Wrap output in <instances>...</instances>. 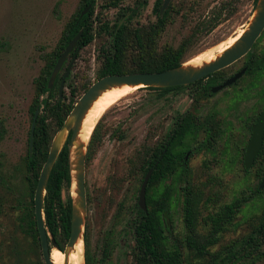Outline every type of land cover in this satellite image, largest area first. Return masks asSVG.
I'll return each mask as SVG.
<instances>
[{
  "label": "rangeland",
  "instance_id": "374dc122",
  "mask_svg": "<svg viewBox=\"0 0 264 264\" xmlns=\"http://www.w3.org/2000/svg\"><path fill=\"white\" fill-rule=\"evenodd\" d=\"M80 1L0 0V120L4 128L0 139V264H44L40 244H34L23 232L19 219L29 203L24 165L31 125L29 109L35 91L34 79L45 65L47 53L56 47L65 24L78 10ZM106 1L99 0L96 5L93 14L95 23L100 20L109 25L118 20L127 22L130 13L124 17L122 14L128 7L134 6L136 13L127 22L130 26L156 20L153 11L155 0H120L116 7L104 6ZM192 1L170 0L166 8L185 3L188 10V2ZM220 1L201 0V6L208 10ZM254 12L252 0H239L233 14L191 47L186 61L247 28ZM195 20L196 15L191 14L185 24L181 14L173 13V21L160 36L158 45L176 46ZM109 42L110 35L102 34L78 50L65 80V95H69V86L74 85L77 100L84 92L82 84L90 86L98 79L100 48ZM254 46L255 52L264 46V30ZM245 58L223 68V72L231 73ZM70 59L69 56L57 77L65 72ZM250 77L246 75L233 87L212 93L195 92V88L187 87L169 91L161 97L154 90L140 87L102 114V145L85 164V223L88 226L91 264H135L131 251L134 240L127 218L138 202L142 172L134 168L138 163L134 156L142 144L158 142L177 114L187 110L203 117L214 116L218 121L217 131L209 136L206 127H203L196 137L185 139L187 175L181 172L174 174L167 178L166 184L175 185L176 177L178 185L181 178L189 177L194 186L204 190L206 197H213L214 200L207 199L206 207L201 209L202 215L236 198L250 196L242 211L237 213L234 227L221 233L212 250L219 249L230 240H239L252 230L257 216L264 210V188H259V193L255 190L264 172L260 175V165L255 162L244 168L243 154L250 137V123L253 124L263 110L264 77L252 90L243 89ZM240 89H243L240 99L234 98L235 92ZM165 182L153 183L150 191L163 188ZM73 188H70V194H74ZM67 192L68 189L63 191L64 198ZM172 217L175 231L181 232L180 206L172 210ZM207 227L206 224L202 226L204 231ZM243 248V252L251 250L245 245ZM261 249L262 253L254 260L252 256L242 258L238 254L240 258L234 264H264V245Z\"/></svg>",
  "mask_w": 264,
  "mask_h": 264
},
{
  "label": "trees",
  "instance_id": "16d2710c",
  "mask_svg": "<svg viewBox=\"0 0 264 264\" xmlns=\"http://www.w3.org/2000/svg\"><path fill=\"white\" fill-rule=\"evenodd\" d=\"M120 0H107L106 7H116ZM99 0H81L78 10L65 24L56 47L48 52L45 65L40 74L34 79V96L30 105L31 121L34 112L38 109L33 143L30 149L29 137L27 150L24 156L26 180L29 188V203L26 204L23 214L19 216L23 232L28 235L34 244H40L34 215L33 195L38 176L45 162L52 139L56 131L69 114L76 102V86L70 85L69 95H59L58 86L61 76L56 77L53 88H49L48 80L57 58L65 49L66 45L82 30L78 47L89 45L96 37L102 34L110 35L107 46L101 45V66L98 70V78L110 74H128L135 72H157L181 65L188 58L192 46L207 33L212 32L219 24L227 19L237 9L239 0H221L208 10L201 6V0L188 2L178 6H169L162 14L160 8L163 0H155L153 11L156 14L155 22L130 26L127 22L136 13V8L128 7L123 12L127 13V22H117L109 25L106 21L95 23L94 9ZM257 0H252L256 5ZM90 5L89 10L80 16L82 10ZM174 11V12H173ZM173 13L181 14L182 21L186 24L190 16L196 15L194 24L189 32L176 45H158V40L167 26L173 21ZM250 53L246 55L248 58ZM247 74H252L256 81L264 72V61L249 65ZM226 74L223 69L209 74L189 85L171 87H141V89L154 90L158 96H164L169 91L193 87L195 92H210V88L220 82ZM252 80V85H256ZM68 77L65 79L67 80ZM205 81V82H204ZM250 84V83H249ZM89 84H82L81 90L85 91ZM249 88V85H247ZM264 99V87H263ZM264 109V105L262 106ZM100 118L90 136L86 146L85 164L97 153L103 142V134L100 129ZM206 127L208 135L217 131L218 121L214 116H202L192 111L179 113L169 125L163 137L153 145L142 144L137 150L135 159L138 163L134 168L141 170L142 177L149 168H152L151 176L146 186V208H141L138 203L132 208L131 215L127 218V225L134 239L132 254L135 264H234L241 256L252 260L262 253L264 245V210L257 216L252 230L241 239H233L217 250L212 247L219 242L222 232L234 227L237 213L242 211L250 196H242L218 206L217 209L208 210L202 215L201 209L206 207L208 200L213 197L205 196L202 188L194 186L189 177L181 178L177 185L166 184L167 178L181 173L186 174L184 162V141L187 137H196L199 131ZM214 132H213V130ZM4 128L0 120V139ZM212 131V132H211ZM30 133V129H29ZM69 134L64 146L59 152L46 184L44 196V217L48 231L51 233L60 249H64L70 235L72 198L70 194L71 176L69 169ZM259 163L260 175L264 172V138L262 146L255 158ZM187 175V174H186ZM156 182H165L163 188L150 191L149 187ZM68 189L66 197L63 191ZM256 192L261 190L256 187ZM181 196V198H180ZM180 206L183 230L175 231L172 210ZM206 224L207 230L202 226ZM84 262L91 264L92 256L89 248L88 226L85 223L84 233ZM244 245L251 248L244 251ZM242 251V253H241ZM239 254V256H238ZM237 255V256H236ZM238 257V258H237ZM237 258V259H236Z\"/></svg>",
  "mask_w": 264,
  "mask_h": 264
},
{
  "label": "water",
  "instance_id": "95a60500",
  "mask_svg": "<svg viewBox=\"0 0 264 264\" xmlns=\"http://www.w3.org/2000/svg\"><path fill=\"white\" fill-rule=\"evenodd\" d=\"M170 0H164L160 9L162 13L167 7ZM90 8V5L86 6L80 16L84 15ZM264 30V0H257L255 5V12L247 25V28L243 29L241 34L235 40V42L228 48H226L217 58L213 61L203 64L202 66L195 68L192 66H185L184 61L181 65L157 72H135L128 74H110L100 77L90 84V86L82 93V95L76 100L69 114L63 121L61 127L56 131L50 149L45 162L43 163L37 184L34 190L33 202H34V215L36 221V228L39 235L41 256L44 264H53L50 251L52 248L60 250L64 256V264H68V254L70 249L74 247L78 239L83 241V233L85 226V215L87 209L86 201V187H85V153L88 141L83 144H76V148L73 149L74 142L78 136L80 130L81 121L90 107L91 103L99 96V94L109 87L120 86L123 84L130 86L140 87H171L179 85H188L201 78L208 76L209 74L221 70L230 64L234 63L242 56H244L255 43L257 38ZM82 30H79L71 41L66 45L63 52L57 58V61L53 67L50 78L48 80L49 88H53L56 76L61 69L67 56L74 50L78 40L80 39ZM196 56V55H195ZM194 57V56H193ZM192 57V58H193ZM76 58V54L72 61ZM190 58V59H192ZM189 59V60H190ZM72 62L66 69L64 78L68 75ZM244 69L235 73L232 77L225 80L220 86L212 88L213 92H216L220 88L230 85L237 78L241 76ZM64 78L61 79L58 92L61 96L64 89ZM139 87V88H140ZM38 115V109L35 110L34 116L30 125L29 133V147L31 149L33 143V135ZM96 125V124H95ZM95 127V126H94ZM94 129V128H93ZM93 131V130H92ZM92 133V132H91ZM69 134V169L71 176V187L73 186L74 194H71L72 207H71V222H70V235L68 241L65 244L64 249H60L51 233L48 231L46 221L44 217V196L46 193V184L48 181L49 174L54 165V162L64 146ZM264 137V110L260 114L258 120L251 127V135L246 144L243 165L244 168H249L253 165L255 158L262 146ZM152 168H150L141 183L139 194H138V205L143 209L146 208L145 195L146 185L151 176ZM70 187V188H71ZM259 188H264V173L259 183ZM84 256V254H83ZM85 264V262H84Z\"/></svg>",
  "mask_w": 264,
  "mask_h": 264
},
{
  "label": "bare ground",
  "instance_id": "6f19581e",
  "mask_svg": "<svg viewBox=\"0 0 264 264\" xmlns=\"http://www.w3.org/2000/svg\"><path fill=\"white\" fill-rule=\"evenodd\" d=\"M242 31H239L234 37H231L227 41L220 43L214 48H210L206 51L201 52L194 58L188 60L185 66H192L198 68L205 63L213 61L217 58L226 48L230 47ZM140 86L120 85L112 86L108 89L103 90L99 96L91 103L90 107L86 111L81 124L80 130L76 141L74 142L73 149L76 148V144H85L89 136L99 120L102 114L109 109L112 105L119 102L125 96L138 89ZM84 245L81 239L75 243L74 247L70 249L68 254V264H84ZM50 257L53 264H64L65 256L57 248H52L50 251Z\"/></svg>",
  "mask_w": 264,
  "mask_h": 264
},
{
  "label": "flooded vegetation",
  "instance_id": "af4514ba",
  "mask_svg": "<svg viewBox=\"0 0 264 264\" xmlns=\"http://www.w3.org/2000/svg\"><path fill=\"white\" fill-rule=\"evenodd\" d=\"M164 1V0H163ZM163 3V2H162ZM162 6V5H161ZM161 9V8H160ZM165 10V9H164ZM163 13V12H162ZM161 12H160V14H162ZM261 35V34H260ZM256 42V41H255ZM256 46H254V44L252 45V47H251V49L244 55V56H242L241 58H244L248 53H250V56L248 57V58H245V59H243V61H242V63H241V65L238 67V68H236L234 71H232L231 73H229V74H226L225 76H224V78L220 81V82H218V83H216V84H214L211 88H210V92L212 93L213 91H212V88L213 87H215V86H220L225 80H227L228 78H230V77H232L235 73H237V72H239L240 70H242V69H244V72L241 74V76L239 77V78H237L233 83H231L230 85H227V86H224V87H222V88H220L219 90H217L216 92H218V91H221V90H226V89H228V88H230V87H233L234 85H236L240 80H241V78H243L244 76H246V75H250L251 77H250V80L247 82V85H249V88L247 87V86H245V88H243V89H248V90H252V87H254L255 86V84L254 85H252V80H253V74H252V70L250 71V74H247V70H248V64L247 63H249V65H251L252 66V64H256V63H258L259 61H261V60H263L264 61V46H262L261 48H260V50L258 51V52H255L254 50V48H255ZM78 50H79V47H78V43H77V45H76V47L74 48V50L67 56V58H66V60L68 59V57L70 56L71 57V59L69 60V62H68V64H67V67L69 66V64L72 62V64H73V62H74V60L76 59H74L73 61H72V59H73V57H74V54H76V57H77V53H78ZM240 58V59H241ZM66 60L64 61V63L66 62ZM239 60V59H238ZM237 60V61H238ZM237 61H235V62H237ZM63 63V64H64ZM72 64H71V67H72ZM233 64V63H232ZM231 65V64H230ZM63 66V65H62ZM62 66H61V68H62ZM67 67H66V69H67ZM71 67H70V70H71ZM228 67V66H227ZM66 69H65V72H66ZM61 70V69H60ZM59 70V71H60ZM70 70H69V73H68V75L64 78V75H65V72H63L62 73V75H61V79L62 78H64V87H65V79L69 76V74H70ZM57 77V76H56ZM264 77V72L259 76V79H261V78H263ZM61 79H60V81H61ZM99 79V78H98ZM259 79H257V81L259 80ZM97 80V79H96ZM256 81V79H255V77H254V82ZM257 81H256V83H257ZM60 83V82H59ZM250 83V84H249ZM189 85V84H188ZM243 89H240V90H238V91H236L235 92V94H234V98H236V99H240V93H242L241 92V90H243ZM264 110V109H263ZM262 110V111H263ZM262 111H261V113H262ZM260 113V114H261ZM260 114H259V116H260ZM259 116L257 117V119H255V121H254V123L258 120V118H259ZM253 123V124H254ZM252 122L250 123V126H249V131H250V135H251V127H252ZM250 138V137H249ZM264 138V137H263ZM249 140V139H248ZM248 142V141H247ZM247 144V143H246ZM246 147V146H245ZM244 155V154H243ZM150 169V168H149ZM148 169V170H149ZM145 176V175H144ZM144 176H143V178H144ZM143 180V179H142ZM141 183H142V181H141ZM141 186V185H140ZM147 186V185H146ZM138 203V202H137ZM142 208V207H141ZM129 228V227H128ZM134 240V239H133ZM134 246V245H133ZM133 248V247H132Z\"/></svg>",
  "mask_w": 264,
  "mask_h": 264
}]
</instances>
